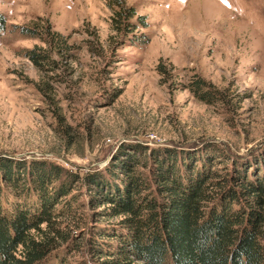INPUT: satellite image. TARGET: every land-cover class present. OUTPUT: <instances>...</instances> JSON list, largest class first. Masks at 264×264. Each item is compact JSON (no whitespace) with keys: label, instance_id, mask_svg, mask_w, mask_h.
I'll return each mask as SVG.
<instances>
[{"label":"rangeland","instance_id":"374dc122","mask_svg":"<svg viewBox=\"0 0 264 264\" xmlns=\"http://www.w3.org/2000/svg\"><path fill=\"white\" fill-rule=\"evenodd\" d=\"M122 2L136 16L121 0H0V157L72 175L71 215L56 219L67 264H103L92 242L117 220L89 179L133 146L212 151L223 177L254 163L263 175L264 0ZM138 16L147 27L124 30Z\"/></svg>","mask_w":264,"mask_h":264},{"label":"trees","instance_id":"16d2710c","mask_svg":"<svg viewBox=\"0 0 264 264\" xmlns=\"http://www.w3.org/2000/svg\"><path fill=\"white\" fill-rule=\"evenodd\" d=\"M121 5V17L136 16ZM125 23L126 31L147 27L143 16ZM5 30L0 14V34ZM199 98L212 102L215 95ZM131 151L109 169V179L85 177L94 191L90 202L104 206L98 214L117 220L98 227L92 242L103 264H264V168L261 176L258 163L248 164L242 175L233 170L226 178L214 169L212 151ZM71 176L52 163L0 157V264H67L66 252L58 255L67 236L56 219L71 215ZM33 199L38 207L29 209Z\"/></svg>","mask_w":264,"mask_h":264}]
</instances>
